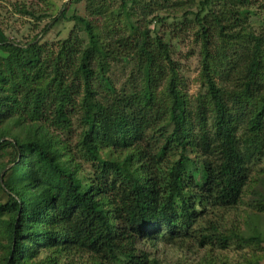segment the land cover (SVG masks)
<instances>
[{
  "label": "trees",
  "instance_id": "1",
  "mask_svg": "<svg viewBox=\"0 0 264 264\" xmlns=\"http://www.w3.org/2000/svg\"><path fill=\"white\" fill-rule=\"evenodd\" d=\"M259 2L87 0V16L52 19L74 26L49 45L0 29V264H188L153 251L190 243L208 248L197 264L231 246L249 248L236 264H264V231L237 215L247 193L264 212ZM184 36L200 62L196 114L173 59Z\"/></svg>",
  "mask_w": 264,
  "mask_h": 264
},
{
  "label": "rangeland",
  "instance_id": "2",
  "mask_svg": "<svg viewBox=\"0 0 264 264\" xmlns=\"http://www.w3.org/2000/svg\"><path fill=\"white\" fill-rule=\"evenodd\" d=\"M111 2L113 7H116L120 0H106ZM264 5V0H260L257 5ZM87 0L71 1V0H25L24 5L28 10L35 13V16L46 14L47 17L37 22L34 19L24 18L16 14L15 6L12 1H0V29L10 41L24 43L31 40L35 35L41 39L42 43L56 44L67 38L69 32L74 26L73 22L63 20L53 26L52 19L56 18L62 11L65 10V17L69 18L72 15L85 17L88 15L86 12ZM252 12L260 13L264 16V11H259L257 6L251 8ZM49 17V18H48ZM48 25V32L42 33L44 27ZM156 26V24H155ZM158 31L165 30L162 27L157 28ZM184 36L182 40L172 42L173 59L180 65V79L182 91L187 95L191 102V111L196 114V99L201 90L199 81L200 62L197 55V50L191 43V40ZM129 67L123 65L111 71L110 77L113 81L120 86L124 84L128 78ZM208 123H211L208 117ZM264 164V159L261 162ZM264 167V165L262 166ZM253 197L247 193L243 198L241 204L237 208V215L240 220L242 231L250 235L254 234V229H261L264 231V212H258L255 203L252 202ZM190 250L169 246H159L157 251H153L156 258L165 263L187 262L188 264H197L200 262L203 254L208 248H202L190 243ZM214 257L218 264H236L241 263L248 254L249 248H231L224 251L215 247Z\"/></svg>",
  "mask_w": 264,
  "mask_h": 264
}]
</instances>
